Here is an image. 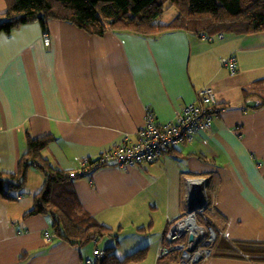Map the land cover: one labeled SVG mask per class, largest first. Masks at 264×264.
<instances>
[{
	"label": "crops",
	"instance_id": "crops-1",
	"mask_svg": "<svg viewBox=\"0 0 264 264\" xmlns=\"http://www.w3.org/2000/svg\"><path fill=\"white\" fill-rule=\"evenodd\" d=\"M6 9L0 0V13ZM230 57L234 75L225 66ZM206 86L217 109L208 130L154 163L99 168L76 179L74 191L98 222L140 239L131 251L148 253L149 240L160 245L169 221L188 211L185 178L203 177L205 216L218 238L201 264H264V102L254 99L264 92V32L212 41L182 31L95 37L51 20L46 30L32 22L0 34V170L17 173L29 134L51 136L42 155L79 172L135 142L147 110L160 125L174 122ZM31 172L40 174L28 169L23 195L0 199V264H83L97 245L73 248L53 236L48 217H24L43 184Z\"/></svg>",
	"mask_w": 264,
	"mask_h": 264
},
{
	"label": "trees",
	"instance_id": "trees-1",
	"mask_svg": "<svg viewBox=\"0 0 264 264\" xmlns=\"http://www.w3.org/2000/svg\"><path fill=\"white\" fill-rule=\"evenodd\" d=\"M7 9L0 13V34L32 22L43 30L51 20L69 23L90 36L103 37L107 33L129 32L141 37L156 38L182 31L193 35L218 34L252 35L264 32V0H5ZM174 8L175 15L165 23V11ZM264 104V103H263ZM262 104V105H263ZM52 141L51 136L33 138L26 134L27 148L15 174L0 170V199L16 201L23 195L30 167L43 177L41 189L34 195L33 207L24 217L46 216L51 221L55 238L81 249L90 243L97 245L108 236L117 241L112 229L98 222L79 203L73 182L93 171L110 167L87 160L79 172H67L54 167L42 155ZM118 232V229L116 230ZM218 238V236H217ZM217 241V239H216ZM215 241L214 247L217 244ZM251 244L245 245V247ZM252 246V245H251ZM115 246L103 251L105 257L96 264H138L145 260L147 248L120 258ZM259 249V246L254 247ZM102 250L96 247L93 250ZM176 259L172 260L175 264Z\"/></svg>",
	"mask_w": 264,
	"mask_h": 264
},
{
	"label": "built area",
	"instance_id": "built-area-1",
	"mask_svg": "<svg viewBox=\"0 0 264 264\" xmlns=\"http://www.w3.org/2000/svg\"><path fill=\"white\" fill-rule=\"evenodd\" d=\"M203 36L210 41L215 37ZM217 37L222 39L223 35L218 34ZM225 66L231 75L236 73L235 58H228ZM215 113H217L216 97L209 86L199 91L196 103L187 105L176 114L174 122L160 125L156 123L153 113L147 110L145 125L138 131L137 140L133 143L126 141L106 151L96 159L95 166L104 164L129 169L154 163L159 158L165 157L170 148L191 143L198 133L208 130ZM205 180L203 177L185 178L187 191L185 198L189 208L193 204L200 206L194 210L188 208L185 214L169 221L157 250V259H176L175 264H201L210 257L218 231L209 224L205 216L208 206L204 192ZM104 257L103 250H95L94 258L86 260L84 264H96Z\"/></svg>",
	"mask_w": 264,
	"mask_h": 264
},
{
	"label": "rangeland",
	"instance_id": "rangeland-1",
	"mask_svg": "<svg viewBox=\"0 0 264 264\" xmlns=\"http://www.w3.org/2000/svg\"><path fill=\"white\" fill-rule=\"evenodd\" d=\"M174 15H175V9L174 8H171V9L165 11V13L163 14V16L161 18V22L162 23L168 22ZM252 95L253 94H248L247 97H250V96L252 97ZM263 98H264V92H259L258 97L256 96L254 99H257L262 103V102H264ZM32 174L33 175L36 174L41 180L43 178V177H41V175L39 173L31 172V175ZM30 181H33L32 177L30 178ZM115 234H117V236H118V238H117L118 243L117 244H116V240L114 238L104 237L99 243H97V247L103 249V248H106L108 246H115L116 247L115 248L116 255H118L120 258H122L125 255L133 252V251H131L132 246L134 245V243L140 241V239L133 240V239H130V237L120 235L118 232H115ZM126 235H129V234H126ZM156 243L151 244V240H149V242L147 243L148 248H149L147 256L143 262L138 263V264H155L157 262L156 252L159 248V245H158V242H156ZM95 245L96 244H94V243H90L87 246H85L84 248L89 250L90 248L94 247ZM145 246L146 245H143V247H145Z\"/></svg>",
	"mask_w": 264,
	"mask_h": 264
},
{
	"label": "water",
	"instance_id": "water-1",
	"mask_svg": "<svg viewBox=\"0 0 264 264\" xmlns=\"http://www.w3.org/2000/svg\"><path fill=\"white\" fill-rule=\"evenodd\" d=\"M247 106H254V103H248ZM199 206H200V204L199 205L193 204V205L190 206L189 210H194L195 208H197Z\"/></svg>",
	"mask_w": 264,
	"mask_h": 264
},
{
	"label": "bare ground",
	"instance_id": "bare-ground-1",
	"mask_svg": "<svg viewBox=\"0 0 264 264\" xmlns=\"http://www.w3.org/2000/svg\"><path fill=\"white\" fill-rule=\"evenodd\" d=\"M198 182L200 183V181L198 180ZM198 184V183H197Z\"/></svg>",
	"mask_w": 264,
	"mask_h": 264
}]
</instances>
